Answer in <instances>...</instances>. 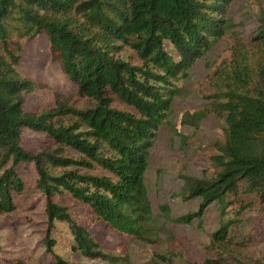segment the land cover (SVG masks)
I'll list each match as a JSON object with an SVG mask.
<instances>
[{
    "label": "trees",
    "instance_id": "trees-1",
    "mask_svg": "<svg viewBox=\"0 0 264 264\" xmlns=\"http://www.w3.org/2000/svg\"><path fill=\"white\" fill-rule=\"evenodd\" d=\"M232 2L0 0V213L17 208L15 196L26 186L19 166L32 163L47 218L43 243L55 264H70L55 252L58 223L67 225L73 252L111 264L127 256L105 252L91 232L97 223L121 236V244L155 243L151 233L164 228L153 215L145 183L151 148L171 112L176 80L224 36ZM41 33L48 37L52 60L86 100L83 106L60 100L49 110L25 109L27 95L43 85L18 65L24 41ZM254 40L264 47V24ZM124 49L140 62L121 57ZM260 63L254 75L241 55L231 72L224 69V78L210 79L215 91L205 96L202 117L212 113L226 125L224 138L209 145L216 151L209 160L217 172L186 177L188 197L202 201L197 210L173 216L176 223L192 224L225 198L238 215L264 212V60ZM224 71L219 67L214 76ZM26 128L43 133L44 146L25 149ZM160 212L168 214V205ZM234 222L212 232L205 258L185 264H264V253L244 254L260 241L233 232ZM14 262L31 264L23 258Z\"/></svg>",
    "mask_w": 264,
    "mask_h": 264
},
{
    "label": "rangeland",
    "instance_id": "rangeland-1",
    "mask_svg": "<svg viewBox=\"0 0 264 264\" xmlns=\"http://www.w3.org/2000/svg\"><path fill=\"white\" fill-rule=\"evenodd\" d=\"M227 19L224 36L176 80L177 94L173 98L171 112L151 148L145 183L153 215L164 228L151 233L155 243L127 238L129 240L124 245L121 244L123 238L108 230L103 223H97L91 229L93 237L105 252L127 256V261L118 264L200 262L208 255L212 232L230 219L235 220L233 232L240 235L251 233L260 241L244 254L249 258H258L264 253V212L247 209L238 215L234 206L229 204V198L213 202L201 219L194 220L192 224L172 220L173 216L197 210L202 201L198 196L188 197L190 187L186 177L208 178L214 177L217 172L209 160L216 151L209 145L224 138L226 125L215 114L202 117L205 96L215 91L210 79L224 78L225 71L231 72L235 58L241 55L249 72L254 75L264 60V47L254 40L264 24V1L233 0ZM120 56L134 63L140 62L129 49H124ZM219 67L225 71L215 77ZM18 69L43 85L27 95V111L41 112L55 108L60 100L78 107L86 104L60 63L52 60L46 34L41 33L24 41ZM21 144L27 150H38L45 144V135L26 128ZM19 171L26 186L23 194L15 196L17 208L10 213H0V264H15V258H23L31 264H55L43 243L47 218L43 197L35 186L37 175L34 165L23 163ZM60 171L54 170L55 173ZM162 204L168 205V214L160 212ZM83 214L89 215L87 212ZM54 236L57 239L55 252L70 264H111L73 252L70 246L72 236L65 224L58 223ZM162 255L167 260L162 259Z\"/></svg>",
    "mask_w": 264,
    "mask_h": 264
}]
</instances>
